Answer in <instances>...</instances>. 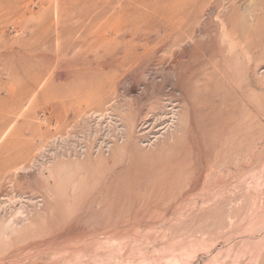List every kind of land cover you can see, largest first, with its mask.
<instances>
[{"label":"rangeland","instance_id":"obj_1","mask_svg":"<svg viewBox=\"0 0 264 264\" xmlns=\"http://www.w3.org/2000/svg\"><path fill=\"white\" fill-rule=\"evenodd\" d=\"M0 264H264V0H0Z\"/></svg>","mask_w":264,"mask_h":264}]
</instances>
